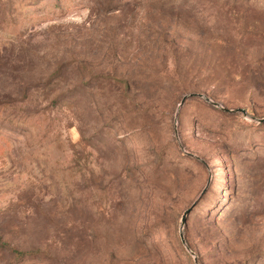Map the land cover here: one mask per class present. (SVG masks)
I'll return each instance as SVG.
<instances>
[{
	"label": "rangeland",
	"instance_id": "rangeland-1",
	"mask_svg": "<svg viewBox=\"0 0 264 264\" xmlns=\"http://www.w3.org/2000/svg\"><path fill=\"white\" fill-rule=\"evenodd\" d=\"M0 264H264V0H0Z\"/></svg>",
	"mask_w": 264,
	"mask_h": 264
},
{
	"label": "water",
	"instance_id": "water-1",
	"mask_svg": "<svg viewBox=\"0 0 264 264\" xmlns=\"http://www.w3.org/2000/svg\"><path fill=\"white\" fill-rule=\"evenodd\" d=\"M199 97L203 98L206 102H209L211 103L213 106L215 107H219L220 109H222L223 111H228L222 107H220L218 104H216L215 102H212L208 97L206 96H202V95H199ZM229 112H235L233 110H229ZM190 212V209L189 210H186L184 213H183V216L181 218V227L184 225L185 221H186V217L188 216ZM180 239H181V242L183 245H185V241H184V238H183V235L180 233ZM187 249V248H186Z\"/></svg>",
	"mask_w": 264,
	"mask_h": 264
},
{
	"label": "trees",
	"instance_id": "trees-1",
	"mask_svg": "<svg viewBox=\"0 0 264 264\" xmlns=\"http://www.w3.org/2000/svg\"><path fill=\"white\" fill-rule=\"evenodd\" d=\"M16 253V252H15ZM26 255H31V254H20V253H17V256H18V258H21V257H24V256H26Z\"/></svg>",
	"mask_w": 264,
	"mask_h": 264
}]
</instances>
